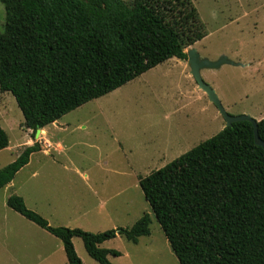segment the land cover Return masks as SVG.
<instances>
[{"label": "trees", "instance_id": "1", "mask_svg": "<svg viewBox=\"0 0 264 264\" xmlns=\"http://www.w3.org/2000/svg\"><path fill=\"white\" fill-rule=\"evenodd\" d=\"M0 91L9 92L37 129L125 85L206 36L190 0H0ZM264 141V118L257 123ZM8 136L0 127V150ZM37 143L0 169V189L24 167ZM139 187L179 264H264V150L249 122L232 123L162 168L140 178ZM15 211L60 240L67 264H82L72 239L82 241L98 264L120 253L101 245L121 236L137 244L150 234V216L130 228L91 233L51 227L26 208Z\"/></svg>", "mask_w": 264, "mask_h": 264}, {"label": "rangeland", "instance_id": "2", "mask_svg": "<svg viewBox=\"0 0 264 264\" xmlns=\"http://www.w3.org/2000/svg\"><path fill=\"white\" fill-rule=\"evenodd\" d=\"M128 2L129 0H124ZM206 36L200 59L229 63L200 76L231 116L264 118V0H190ZM5 8L0 3V33ZM9 92L0 91V127L8 147L0 169L37 143L9 185L0 189V264H67L59 239L9 209L11 195L51 227L100 233L130 228L143 214L150 234L137 244L116 236L101 247L120 256L111 264H179L145 201L138 181L224 128L215 105L200 91L185 60L171 58L116 90L91 100L44 128L38 137L22 126ZM72 244L82 264H98L82 241Z\"/></svg>", "mask_w": 264, "mask_h": 264}, {"label": "water", "instance_id": "3", "mask_svg": "<svg viewBox=\"0 0 264 264\" xmlns=\"http://www.w3.org/2000/svg\"><path fill=\"white\" fill-rule=\"evenodd\" d=\"M186 62L189 68V74L193 78V81L196 83L197 88L206 95L210 103L215 105L219 115L222 116L225 122L224 128L231 126L232 123L235 122H241V121L249 122L253 129L254 143L257 146H260L264 150V141L258 137V133H257L258 122L252 119L249 115L231 116L228 113H226L225 110L222 108L220 101L218 100L214 90L209 85L204 83V81L200 76V71L203 69H214L220 66L221 64H225L229 62L224 58H220L215 62H209L205 59H200L198 53L194 48L187 49ZM39 133H40V129H37L35 132V137H38Z\"/></svg>", "mask_w": 264, "mask_h": 264}, {"label": "crops", "instance_id": "4", "mask_svg": "<svg viewBox=\"0 0 264 264\" xmlns=\"http://www.w3.org/2000/svg\"><path fill=\"white\" fill-rule=\"evenodd\" d=\"M55 123V122H54ZM54 123H52V124H54ZM45 132V130H44V128L43 129H41V132L40 133H44ZM9 185V184H8ZM0 229H1V226H0Z\"/></svg>", "mask_w": 264, "mask_h": 264}, {"label": "bare ground", "instance_id": "5", "mask_svg": "<svg viewBox=\"0 0 264 264\" xmlns=\"http://www.w3.org/2000/svg\"><path fill=\"white\" fill-rule=\"evenodd\" d=\"M40 132H41V130H40Z\"/></svg>", "mask_w": 264, "mask_h": 264}]
</instances>
